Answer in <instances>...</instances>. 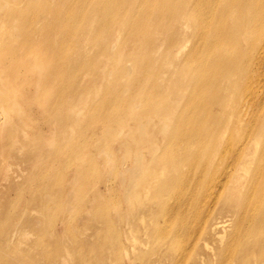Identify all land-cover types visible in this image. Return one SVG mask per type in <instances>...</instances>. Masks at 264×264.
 <instances>
[{"label":"bare ground","instance_id":"obj_1","mask_svg":"<svg viewBox=\"0 0 264 264\" xmlns=\"http://www.w3.org/2000/svg\"><path fill=\"white\" fill-rule=\"evenodd\" d=\"M4 1L22 7L21 0ZM77 1L84 11L81 20L94 14L96 27L106 24L105 35L117 36L113 48L140 35L138 40H145L151 53L178 58L176 67L186 78L183 88L168 96L167 102L161 101L158 109L151 102L159 95L155 90L146 94L151 102L146 110H138L141 100L136 101L130 118L137 124L139 137L132 126V142L125 147L116 136L102 142L100 149L101 141L97 142L95 153L79 152L71 189L63 200L58 199L57 212L63 209L78 222L95 223L101 205L97 198H105L96 184L94 200L86 199L79 208L76 205L83 196V180L101 181L105 171L108 179L120 176L124 200L144 224L142 231L138 226L134 229V222L127 218L131 250L124 247L123 257L128 264H264V122L252 126L253 117L264 108V0ZM73 18L70 13L68 20ZM183 26L191 29L189 39L183 35ZM162 40V46L155 49ZM131 43L136 45L133 39ZM123 54L116 55L124 59ZM62 58L58 53L53 60ZM222 82L232 102L229 105ZM181 100L184 104L177 109ZM175 110L176 122L170 124ZM224 111L229 112L227 120ZM121 118L118 124L124 135L127 117ZM0 125L5 127L6 122ZM236 129L245 130L246 137H237ZM0 135V149L11 145L25 153L20 140L8 139L6 132ZM56 145L52 138L49 148ZM41 165L37 161L36 166ZM88 168L91 171L83 177ZM4 170L0 168V178L8 180ZM42 195L44 209L33 213L40 218L35 223L44 222V230L54 231L55 219L49 212L55 196L46 189ZM27 211L24 207L20 224ZM116 212L121 222L119 209ZM90 227L84 226V233ZM39 242L44 244V238ZM149 255L154 259L149 260ZM123 257L117 253L113 264H125ZM85 261L82 264H91Z\"/></svg>","mask_w":264,"mask_h":264},{"label":"rangeland","instance_id":"obj_2","mask_svg":"<svg viewBox=\"0 0 264 264\" xmlns=\"http://www.w3.org/2000/svg\"><path fill=\"white\" fill-rule=\"evenodd\" d=\"M75 3L81 4L77 0H21L22 7H17L0 0V122H6L5 127L0 125V134L6 132L8 139L20 140L25 151L22 155L11 145L0 149V168H6L9 175L8 180L0 178V264H82L85 260L91 264H113L117 253L123 257L124 247L131 250L127 218L130 216L134 222V229L138 226L142 231L144 226L139 214L124 200L123 189L118 186L119 175L108 179L104 171L101 181L94 177L83 180V196L76 208L82 207L86 199L94 200V184L105 196L97 198L100 210L96 211V222L87 223L91 226L88 234L83 231L87 224L78 222L68 211L57 212V201L63 200L71 189L80 151L95 153L97 142L101 141L100 149L102 142L116 136L125 147L132 142V126L139 137L137 124L130 118L136 101L141 100L138 110H146L144 107L151 102L158 109L161 101L183 88L186 77L176 67L178 58L151 53L145 40H138L140 35L113 48L117 36L105 35L108 25L96 27L94 14L81 20L84 11ZM70 13L74 18L68 20ZM167 28L174 31L172 26ZM182 31L189 39L191 29L183 26ZM131 39L136 41L134 47ZM163 43L164 40L157 41L155 49ZM119 51L124 53V59H118ZM58 53L63 58L54 61ZM222 86L224 101L229 105L232 102L224 82ZM152 90L159 95L150 102L145 97ZM177 103L179 109L184 101ZM3 108L9 114L3 113ZM176 113L177 110L171 115L170 124L176 122ZM257 114L253 127L264 122V108ZM121 117H127L124 135L118 124ZM223 118L229 119V112L224 111ZM235 132L239 138L247 135L245 130ZM52 138L57 145L49 148ZM37 161L42 164L40 167L36 166ZM88 171L91 170L88 168L83 177ZM44 189L55 196L49 212V217L55 219L54 231L44 230V222L40 226L35 223L40 218L33 213L44 209L40 200L45 197ZM24 207L28 208L27 218L20 224ZM116 209L121 213V222ZM42 238L44 244H39ZM151 258L154 259L149 255Z\"/></svg>","mask_w":264,"mask_h":264}]
</instances>
